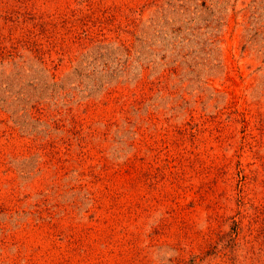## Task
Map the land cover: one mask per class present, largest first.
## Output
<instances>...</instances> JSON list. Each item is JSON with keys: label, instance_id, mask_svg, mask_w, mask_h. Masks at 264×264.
Returning a JSON list of instances; mask_svg holds the SVG:
<instances>
[{"label": "rangeland", "instance_id": "obj_1", "mask_svg": "<svg viewBox=\"0 0 264 264\" xmlns=\"http://www.w3.org/2000/svg\"><path fill=\"white\" fill-rule=\"evenodd\" d=\"M0 264H264V0H0Z\"/></svg>", "mask_w": 264, "mask_h": 264}]
</instances>
